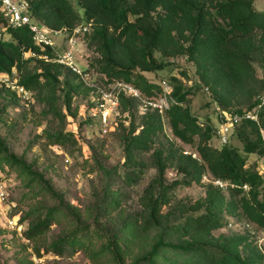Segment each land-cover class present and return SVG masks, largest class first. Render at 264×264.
I'll use <instances>...</instances> for the list:
<instances>
[{"label":"trees","instance_id":"1","mask_svg":"<svg viewBox=\"0 0 264 264\" xmlns=\"http://www.w3.org/2000/svg\"><path fill=\"white\" fill-rule=\"evenodd\" d=\"M80 3L86 20L96 24L92 38L102 55L100 70L106 74L105 81L123 78L147 94L161 90L144 74V71H155L164 66L165 63L158 62L154 54L159 50L163 55L182 53L193 59L200 78L221 107L240 111L242 107H230L235 100L245 101L246 107H251L256 101L255 95L264 87V81L257 77L254 66V62L264 56V11L255 9L253 0H80ZM29 5L36 18L53 28L70 27L78 18L68 0H29ZM0 23H7L1 11ZM6 30L11 38H0V72L11 73L12 68L21 71L29 59L35 58L36 68L26 71L27 74L18 82L29 89L41 85L54 88L63 65L39 56L43 52L50 54V47L42 49L32 39L27 25L7 24ZM32 51L35 55L31 54ZM172 78L175 80L172 90L175 101L165 113L174 134L194 144L198 153L197 157L182 154L185 159L179 160L178 167L192 179L199 180L202 175L209 174L227 182V188L239 194L243 212L264 228V160L260 171L248 165L242 153V150L255 152L264 157V135L261 131L264 129V107L259 121L245 119L235 126L242 149L228 143L215 146L209 142L214 134L211 123H200L190 110V88H185L175 76ZM82 83L74 82L68 76L64 78V103L68 108L71 97ZM9 89L0 87V91L18 95ZM121 100L123 106V97ZM161 128L160 114L153 111L144 117L138 133L131 128L122 134L126 161L132 165L143 164L134 157V151L148 149L156 131ZM48 136L54 142H62L69 133H48ZM4 149L0 138V161L16 164L19 173L26 176V185L31 188L38 180L43 188L57 195L42 175ZM160 156L161 150L157 149V165L162 169ZM99 167L102 166L99 164ZM106 172L108 174L110 170ZM126 177L129 180L128 173ZM150 185L141 197V209L136 218H121L119 211L111 215L119 198L106 186L97 202V209L92 211L88 208L86 216L74 204L62 200L58 205L26 211V215L33 214V218L23 229V235L32 241L37 256L43 254L42 247L44 251L56 254H63L67 248L82 247L90 251L95 264L96 258L102 255H107L112 264H260L257 257L241 253L240 238L218 241L210 238V231L221 224L219 212L225 206L220 186L208 184L206 196L198 204L204 205V210L187 212L183 220L171 222L161 212L163 203L170 199L168 187L157 176ZM244 185L248 186L247 190ZM63 216L68 217L73 225L69 234L52 243L41 244L40 239L50 225ZM134 229L136 232H132ZM125 231L133 234L149 232L146 248L132 256L124 239ZM184 233L188 238L180 239ZM171 235L178 239L173 240ZM99 240V247L94 248ZM169 249L175 253L181 250L186 255L181 260L170 259L165 253ZM126 255L131 256L128 263H124Z\"/></svg>","mask_w":264,"mask_h":264},{"label":"rangeland","instance_id":"2","mask_svg":"<svg viewBox=\"0 0 264 264\" xmlns=\"http://www.w3.org/2000/svg\"><path fill=\"white\" fill-rule=\"evenodd\" d=\"M68 1L78 14L74 24L68 28L90 22L84 17L80 0ZM253 6L264 11V0H253ZM152 13L156 14L155 11ZM95 25L91 21L88 29L80 32L75 59L81 67L87 68L89 80L99 81L103 80L106 74L100 70L102 55L96 47V40L92 38ZM6 26L7 23H0V38L10 39L11 34L6 30ZM173 32L175 33V30ZM61 41V35H58L56 43L61 45ZM154 54L158 62L165 64L158 70L144 71L147 79L159 85L160 80L165 78L174 84L172 76H175L183 82L185 88H190V110L200 123H211L214 134L209 142L221 146L223 143L216 131L219 120L217 107L221 106L211 89L200 78L196 62L182 53L163 55L156 50ZM24 56L27 57L28 54L24 53ZM36 66L35 58H31L27 61L26 68L21 71L12 68L10 75L18 81ZM254 66L257 77L264 81V56L256 60ZM73 75L63 66L58 84L54 88L41 85L30 89L31 95L28 98L19 94L13 96L6 90L0 91V138L5 146L4 152H9L28 163L57 193L54 195L43 188L38 180H35L30 188L25 183L26 176L19 173L16 164L11 165L6 160L0 161L7 192L6 198L0 201V264H28L31 261L32 264H95L90 258V251L82 247L67 248L63 254L44 251L42 247L43 254L37 256L32 241L23 235V229L33 218V214L26 215V211L33 208L36 211L41 210L46 206L58 205L62 200L64 203L74 204L79 212L86 216L88 208H92V211L97 209V202L108 186V190L116 192L119 198L111 215H116L119 211L121 218H136L141 209V197L150 189L153 178L157 176L168 187L170 195L169 201L161 207L163 217L177 222L183 220L187 212L204 210L205 206L198 204L205 198L208 184L217 185L203 175L199 180L189 178L180 170L178 162L185 159L182 154L197 157L198 153L194 144L187 143L174 134L165 112H158L162 128L156 131L151 146L146 150L134 151V157L143 164L132 165L127 162L122 134L131 128H134L133 132L138 133L142 129L144 117L154 110L146 107L139 99L121 95L119 107L110 117V124L102 126L93 114L97 105V92L93 86L83 82L71 97L70 107L64 103L63 80L68 76L74 82L79 81L77 76ZM159 92L160 90L153 94H143L158 95ZM230 107L244 108L246 102L235 100ZM58 132L69 133V136L62 142L52 141L48 133ZM226 143L242 149V141L236 135L235 127L231 129ZM157 149L161 150L162 169L157 165ZM242 153L248 165L262 170L263 156L255 152L245 153L243 150ZM99 164L102 167H99ZM107 170H110V173L107 174ZM127 173L130 181L126 177ZM245 189L247 190L248 186ZM220 191L224 195L225 206L219 212L221 224L210 231V238L215 241L240 238L241 253L255 256L260 264H264V228L243 212L239 205V194L233 193L227 187ZM89 220H92V217ZM72 228L71 220L63 216L50 225L40 242L48 244L57 241L69 234ZM149 234L142 231L136 234L124 232L126 246L130 248L132 256L146 248L145 242L149 239ZM170 238L178 239L176 235H171ZM181 238L186 239L188 235L184 233ZM99 244L100 240L94 248H98ZM165 253L170 259L177 260L186 255L181 250L175 253L173 249ZM130 258V255H126L124 263H128ZM105 260H109L106 264L113 262L107 255H102L96 258V263L105 264Z\"/></svg>","mask_w":264,"mask_h":264},{"label":"built area","instance_id":"3","mask_svg":"<svg viewBox=\"0 0 264 264\" xmlns=\"http://www.w3.org/2000/svg\"><path fill=\"white\" fill-rule=\"evenodd\" d=\"M0 11L7 20V24L12 26L27 25L32 34V39L40 45L42 49L50 47L51 53L43 52L39 56L45 60L57 62L64 67L71 70L77 76L78 80L93 86L97 92L96 107L93 112L102 126L110 124V117L115 112L120 103L121 95H130L136 99L141 100L146 107L163 113L166 108L174 102L172 96L173 84L168 79H161L159 85L161 90L158 95H144L143 91L133 82L123 78H116L113 80L104 79L89 80L87 75V68L81 67L75 59L78 51V40L80 32L88 29L90 22L73 26L61 28H53L36 18L30 9L29 0H0ZM61 35V45L56 43V38ZM33 55L35 53L32 51ZM8 87L15 90L17 94L28 98L31 95V90L19 83L17 79H13L10 73L0 72V87ZM264 107V87L258 93L255 103L251 107H244L240 111L217 107L218 108V125L217 134L221 143H226L229 140L231 129L245 119H252L259 121L260 111ZM264 135V129L261 128ZM211 176V175H210ZM209 176V177H210ZM204 178L213 181L221 188L227 187V182L214 177L203 175ZM246 187V185H244ZM6 182L2 176L0 169V201L6 198Z\"/></svg>","mask_w":264,"mask_h":264}]
</instances>
